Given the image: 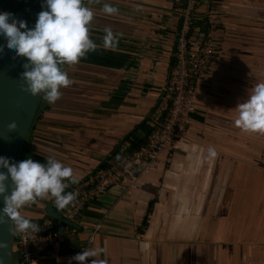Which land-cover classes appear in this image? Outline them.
Returning a JSON list of instances; mask_svg holds the SVG:
<instances>
[{
  "label": "crops",
  "instance_id": "1",
  "mask_svg": "<svg viewBox=\"0 0 264 264\" xmlns=\"http://www.w3.org/2000/svg\"><path fill=\"white\" fill-rule=\"evenodd\" d=\"M82 3L93 12L88 34L97 47L61 66L72 82L55 102L43 94L22 158L46 163L52 156L77 181L131 148V134L144 135L139 125L148 126L165 83L183 0ZM104 3L117 12H103ZM198 9L216 13L219 53L200 85L187 136L161 151L129 192L116 185L93 200L78 228L63 223L57 259L81 264L71 259L75 253L99 248L85 264H264V132L234 123L235 105L264 81V0H199ZM105 27L118 34L114 48L103 46ZM203 29L191 30L194 46ZM65 183L64 191L73 184ZM52 198L37 197L20 212L48 220ZM52 252L43 244L35 251L42 261Z\"/></svg>",
  "mask_w": 264,
  "mask_h": 264
},
{
  "label": "clouds",
  "instance_id": "2",
  "mask_svg": "<svg viewBox=\"0 0 264 264\" xmlns=\"http://www.w3.org/2000/svg\"><path fill=\"white\" fill-rule=\"evenodd\" d=\"M46 9L36 14L32 27L23 19H17L12 13L0 11V35L6 39V47L16 55L27 58L20 74L24 88L32 95L44 94L49 103L55 102L61 95L60 89L71 84L63 64L76 63L87 51L94 50L97 44L89 37V22L93 12L82 0H43ZM103 12L114 14L116 7L104 3ZM118 34L105 27L102 37L105 48H114ZM3 49H0L2 51ZM29 63L31 67H29ZM237 118L234 123L245 131L264 132V81L257 82L242 102L236 105ZM7 127L16 128V122L10 121ZM208 154L215 156V149L208 148ZM0 193L5 191L4 181L10 177L13 187L10 195L4 196L0 208V223L5 219L11 222L9 231H36L37 225L22 215L20 209L37 197H54L57 209L64 208L75 198L74 192H65V178L75 183L78 177L73 175L70 166L52 156L46 163L31 157L10 163V159L0 155ZM6 247L0 241V248ZM99 248L84 249L75 253L71 259L85 264L86 257H95ZM90 264H97L91 261Z\"/></svg>",
  "mask_w": 264,
  "mask_h": 264
},
{
  "label": "built area",
  "instance_id": "3",
  "mask_svg": "<svg viewBox=\"0 0 264 264\" xmlns=\"http://www.w3.org/2000/svg\"><path fill=\"white\" fill-rule=\"evenodd\" d=\"M199 0H183L181 26L176 34L174 49L165 83L150 114L144 141L136 147L110 155L97 168L67 187L65 192H74L75 198L60 214L77 222L87 206L112 186L119 185L129 192L137 184L139 176L148 170L164 149L187 136L199 98V88L210 67L218 56L217 40L212 34L216 25V13L208 10L201 14ZM203 32L195 46L191 42V30L202 28ZM55 206L54 197L51 200ZM56 207V206H55ZM36 231H14L12 243L13 264H70V259L55 257L64 224L56 226L50 219L33 221ZM101 227L94 224L87 243H90ZM47 245L53 249L50 259L42 261L36 256V248Z\"/></svg>",
  "mask_w": 264,
  "mask_h": 264
},
{
  "label": "water",
  "instance_id": "4",
  "mask_svg": "<svg viewBox=\"0 0 264 264\" xmlns=\"http://www.w3.org/2000/svg\"><path fill=\"white\" fill-rule=\"evenodd\" d=\"M44 7L43 0H0V11L12 13L18 20L26 21L28 27H32L36 14ZM0 155L10 159V163L22 160L24 149L32 125L38 114L43 93L32 95L24 88L21 73L25 70L23 65L27 58L16 55L6 47V39L0 35ZM29 67L31 64L29 63ZM16 122L15 129H9L7 124ZM0 171L6 173V169L0 167ZM5 191L0 193V208L3 207L4 196L10 195L12 181L10 177L4 181ZM49 218L59 220L71 227L79 225L63 217L59 210L49 202L45 208ZM11 222L5 219L0 223V241L6 243V247L0 248V264H13L12 243L14 231H9Z\"/></svg>",
  "mask_w": 264,
  "mask_h": 264
},
{
  "label": "trees",
  "instance_id": "5",
  "mask_svg": "<svg viewBox=\"0 0 264 264\" xmlns=\"http://www.w3.org/2000/svg\"><path fill=\"white\" fill-rule=\"evenodd\" d=\"M202 27L204 28V24L202 25ZM139 128H141L143 131H144V135L146 134L147 130L149 129L148 126H146V122L144 120V122H142L140 125H139ZM144 135L143 136H139L137 134H131L132 136V147H136L138 146L139 144H141L143 141H144ZM45 216V215H44ZM46 218H48L47 216H45ZM54 224L55 223H60L59 220H56V219H52V218H49ZM33 222V221H32ZM65 226V224H64ZM67 227H71L69 225H66Z\"/></svg>",
  "mask_w": 264,
  "mask_h": 264
}]
</instances>
